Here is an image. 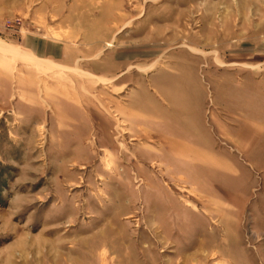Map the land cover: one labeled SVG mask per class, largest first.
Here are the masks:
<instances>
[{
  "label": "rangeland",
  "instance_id": "rangeland-1",
  "mask_svg": "<svg viewBox=\"0 0 264 264\" xmlns=\"http://www.w3.org/2000/svg\"><path fill=\"white\" fill-rule=\"evenodd\" d=\"M0 49V264H264V0H0Z\"/></svg>",
  "mask_w": 264,
  "mask_h": 264
},
{
  "label": "bare ground",
  "instance_id": "bare-ground-1",
  "mask_svg": "<svg viewBox=\"0 0 264 264\" xmlns=\"http://www.w3.org/2000/svg\"><path fill=\"white\" fill-rule=\"evenodd\" d=\"M0 51H1V49H0ZM16 56V55H15Z\"/></svg>",
  "mask_w": 264,
  "mask_h": 264
},
{
  "label": "crops",
  "instance_id": "crops-1",
  "mask_svg": "<svg viewBox=\"0 0 264 264\" xmlns=\"http://www.w3.org/2000/svg\"><path fill=\"white\" fill-rule=\"evenodd\" d=\"M191 165V164H190Z\"/></svg>",
  "mask_w": 264,
  "mask_h": 264
}]
</instances>
